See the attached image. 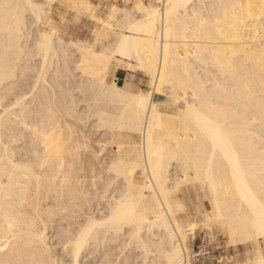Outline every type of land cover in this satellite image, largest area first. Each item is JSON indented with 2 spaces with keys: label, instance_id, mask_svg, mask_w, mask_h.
Masks as SVG:
<instances>
[{
  "label": "bare ground",
  "instance_id": "6f19581e",
  "mask_svg": "<svg viewBox=\"0 0 264 264\" xmlns=\"http://www.w3.org/2000/svg\"><path fill=\"white\" fill-rule=\"evenodd\" d=\"M136 5L140 20L115 9L114 30L96 38L112 34L113 53L137 60L147 96L109 84L108 55L100 60L92 45L77 49L74 66L54 32L30 45V22L49 8L0 0V264H189L197 225L181 223L176 194L193 181L210 196L207 220L225 227L229 247L250 243L251 264H264V0ZM55 40L63 59L52 69ZM79 75L112 107H92L96 129L125 130L131 140L99 171L83 166ZM164 96L177 102L176 115L160 111Z\"/></svg>",
  "mask_w": 264,
  "mask_h": 264
},
{
  "label": "rangeland",
  "instance_id": "374dc122",
  "mask_svg": "<svg viewBox=\"0 0 264 264\" xmlns=\"http://www.w3.org/2000/svg\"><path fill=\"white\" fill-rule=\"evenodd\" d=\"M36 1L39 4L45 5L46 9L49 8L48 9L49 11L47 12V17L42 15V18L40 19L39 23H37V25L34 24L32 25V22H30V27L28 29L29 37L27 39L30 45L36 44V39L38 40V33L45 35H48L52 32L56 33L57 34L56 39L60 38L64 42V45L67 47L70 56H72L73 54L71 58L72 60L71 66H74L73 65L74 60L76 62L77 61L76 58L77 59L79 58L77 49L79 47L85 48L86 45L87 46L92 45L93 51L95 52L94 54L100 60L103 59L104 57L106 58L105 56L106 54L108 55L106 60L109 63L110 74L107 77V82L109 84H112L113 81H116V83L119 86H122L130 93L136 95H144V96L150 94L151 88H150L149 78L146 77V74L138 64L137 60L134 58L124 57V56L122 57L117 53H113L111 49L113 48L112 41L114 43V40L111 39L113 37L112 34H110L111 37H108L107 39H103V37L102 39H98L99 40L98 42L96 37L97 34L101 33L103 30H114V27L112 28V26L116 21L115 19L118 16L117 15L116 18H114L112 15V12L115 9L117 11L120 10L119 17L123 15V13H127L129 15L128 19L134 20L135 18V21L136 20L138 21L141 19V12L136 8L137 6L136 4L140 3L145 6H151V4L157 5V0H53V1L36 0ZM28 18H30V16ZM52 46L53 48L55 47L53 54L55 56L58 55L57 57H54L55 63L52 65V69H55L57 66L58 68H60V65L62 66L61 63L63 59L61 57L62 56L61 48L59 47V44L56 43V40L53 42ZM39 59L40 58H38V56L34 57V61L37 60V63L39 62ZM56 59L57 60L59 59V61L57 62ZM198 72L199 73L201 72V76L203 75L202 70H198ZM121 76L123 77V79H120ZM28 80L30 81V82L28 81V84H31L32 86V76L29 77ZM75 81H76L75 86H78V88L76 87L75 90L73 89V94L76 97L77 110L79 109L78 111L83 112L85 117L83 120L85 122H82L85 125H83L82 123L78 125L81 131H83V134L85 136L88 134L86 136V138L87 137L88 138L85 139L87 142V147L81 149L84 157L83 166H85L86 168L94 167V169L99 171V169L102 166L107 167L109 165L107 164V162L110 161L111 159L110 156L114 153L113 151L117 150V148L115 147H117V144L119 142L131 141L127 137L129 132L125 130H116L111 132L102 127H100L102 129L101 131L97 130L98 129V128L96 129L97 120L94 119L92 115L93 112L96 111L100 106H101L100 108H105V107L107 108V106H109L110 108L111 106L107 105L106 102L107 99L105 98L104 94H102V91L101 93L98 92L100 89L98 88L96 89V87H94L95 89L88 87L91 85L93 86L92 82H86L85 80L83 81L80 75L75 78ZM208 82L207 85L212 84L211 81ZM55 91L57 92L58 89H55ZM97 94H100V96ZM96 95L100 99V101L99 99H95L97 98ZM98 102L100 103V105ZM176 104L177 102L174 101L169 96H164L159 100L160 111L164 114L168 113L169 115H176L178 113L177 109H179L178 104L177 105ZM92 107L93 109H95L94 111ZM90 108L92 109L91 111L92 113H90L91 110ZM86 119L88 120L87 122ZM86 123L87 125L88 124L89 125L87 126ZM90 128L93 130L91 131ZM102 131H104V133ZM90 135H92L93 137ZM106 135L107 137H105ZM136 136H138L139 139L135 137L134 140L135 142L133 141V143L134 145H140L142 142V138L139 135ZM100 138H102V140ZM108 139L109 141H107ZM99 140L101 141L100 142L101 144L99 143ZM115 142L116 145H114ZM96 144L98 146L100 145L99 149L102 147V150L100 149L101 151H99V154L97 149L98 146L96 147ZM111 144L112 146L110 147ZM103 147L105 148L106 151L104 150ZM107 150H109L110 152ZM102 151L104 155H100V152L102 154ZM93 154L95 157L93 156ZM99 155L100 157H98ZM106 157L108 158V160ZM98 158L99 160H97ZM100 159H103L104 164H101L103 163V161ZM90 161L93 162L92 165ZM96 163H98L99 165ZM202 192L204 193L201 184H199V182L197 181H193V182H188L186 185L182 184V186H180L176 194V198H178L177 200L182 201L181 203L184 208L183 209L184 211L182 210L181 214L179 215V218L181 219V223L184 226H188L190 223H195L197 225V231L195 235L193 237H190V239H188L189 264H243V263L251 264L252 261L251 259H253L251 258L252 257L251 252L253 250L251 249L250 243L229 247L228 237L225 231V227L207 220V214H209L208 212L213 211L214 209L210 205L211 204L210 196L206 192L204 195H202L203 194ZM258 243H259L258 244L259 251L261 252V255L264 256V239L262 238L259 239ZM126 251H128V249ZM126 251L125 253H127Z\"/></svg>",
  "mask_w": 264,
  "mask_h": 264
},
{
  "label": "crops",
  "instance_id": "0c3cea01",
  "mask_svg": "<svg viewBox=\"0 0 264 264\" xmlns=\"http://www.w3.org/2000/svg\"><path fill=\"white\" fill-rule=\"evenodd\" d=\"M120 79H123V77L121 76V78Z\"/></svg>",
  "mask_w": 264,
  "mask_h": 264
}]
</instances>
